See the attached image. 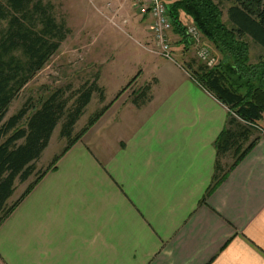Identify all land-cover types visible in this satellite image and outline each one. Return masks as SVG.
<instances>
[{
  "label": "crops",
  "instance_id": "1",
  "mask_svg": "<svg viewBox=\"0 0 264 264\" xmlns=\"http://www.w3.org/2000/svg\"><path fill=\"white\" fill-rule=\"evenodd\" d=\"M123 12L145 33L132 0ZM140 47L134 77L0 224V264H264V137L202 203L227 108L186 60Z\"/></svg>",
  "mask_w": 264,
  "mask_h": 264
},
{
  "label": "trees",
  "instance_id": "2",
  "mask_svg": "<svg viewBox=\"0 0 264 264\" xmlns=\"http://www.w3.org/2000/svg\"><path fill=\"white\" fill-rule=\"evenodd\" d=\"M223 4H228L225 21ZM165 5L172 20V31L182 44H190L191 34L182 23L181 14L192 21L194 28L220 54L218 62L211 67L205 64L193 71L189 64L185 66L193 81L227 108L225 126L214 143L215 174L201 201L204 203L261 137H255L242 150L240 140L246 141L251 131H259L264 137V58L252 62L250 55V43L264 50V0H165ZM2 23L5 26L0 30V224L108 107L91 115L87 124L72 135L92 93L98 91L100 100L103 98L94 80L89 87L79 89L69 109L68 99H62L57 91L38 108L23 105L5 119L11 102L59 49L65 34L63 25L56 23L49 3L43 0H0ZM143 90L141 93H147L148 87ZM29 111L25 127L20 128ZM59 123V135L67 140L66 147L8 206L15 181L25 182L34 174L35 162L47 148ZM19 141L22 142L18 144ZM229 154L235 156L234 161L223 171L220 159Z\"/></svg>",
  "mask_w": 264,
  "mask_h": 264
},
{
  "label": "rangeland",
  "instance_id": "3",
  "mask_svg": "<svg viewBox=\"0 0 264 264\" xmlns=\"http://www.w3.org/2000/svg\"><path fill=\"white\" fill-rule=\"evenodd\" d=\"M43 1L49 3L56 23L63 25L65 38L44 67L11 102L5 119L14 115L23 105L38 108L47 97L57 91L61 93L62 99H68L67 108L69 109L78 96L79 89L89 87L95 80L96 86L102 90L103 98L100 100L98 91L92 93L89 103L74 125L72 134L74 135L87 124L91 115L113 102L116 90L128 76H130L128 80L134 77L140 59L137 52L139 51L138 46L150 44L149 23H146L145 33L129 30L128 20L133 17L130 16L128 19V12L127 16L123 12L124 4L128 0ZM227 7L228 4L222 6L224 21ZM184 23H188L187 19ZM4 26L5 23H2L0 30ZM179 40L178 35H173V32L169 33L174 60L181 63L186 60L184 63L189 64L191 70H196L198 66L208 63L211 67L220 59V54L198 31L189 37V45L182 44ZM250 55L251 61L255 62L259 57L264 58V50L250 43ZM142 91H144L142 88L134 86L129 88L126 94L131 95L130 101L140 104L148 98V93H141ZM30 112L20 122V128L25 127ZM60 126V123L56 125L47 148L35 162L34 174L25 182L15 181V190L8 206L18 199L35 179L37 173L46 170L53 158L66 147L67 140L59 135ZM262 135L259 131H251L246 141L240 140L241 150L255 137H262ZM21 142L19 141L18 144ZM234 158L235 156L229 154L220 159L219 163L223 171L228 170Z\"/></svg>",
  "mask_w": 264,
  "mask_h": 264
},
{
  "label": "built area",
  "instance_id": "4",
  "mask_svg": "<svg viewBox=\"0 0 264 264\" xmlns=\"http://www.w3.org/2000/svg\"><path fill=\"white\" fill-rule=\"evenodd\" d=\"M137 14L149 20L150 44L143 46L147 52L174 62L173 51L169 42V33L172 31V20L167 12L165 0H132ZM196 30L189 29L194 35ZM210 66V63L207 64Z\"/></svg>",
  "mask_w": 264,
  "mask_h": 264
}]
</instances>
